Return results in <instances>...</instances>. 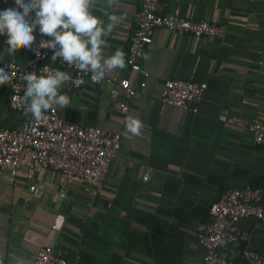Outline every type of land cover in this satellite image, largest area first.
<instances>
[{
    "label": "crops",
    "instance_id": "1",
    "mask_svg": "<svg viewBox=\"0 0 264 264\" xmlns=\"http://www.w3.org/2000/svg\"><path fill=\"white\" fill-rule=\"evenodd\" d=\"M139 8L140 0H92L90 11L105 24L110 15L123 17L102 47L105 57L121 49L125 67L99 83L61 88L71 104L56 106L67 122L122 133L105 178L61 187L51 168L38 167L31 178H12L0 168V264H32L43 245L69 264H202L198 233L210 220L211 204L245 185L260 188L264 202V149L245 127L264 121V0H159V12L178 8L221 31L194 37L157 28L142 59L144 72L126 62ZM6 35L0 60L26 62L29 49L8 52ZM126 77L137 96L123 94L119 80ZM171 78L207 83L197 112L160 102ZM9 92L0 82V128L22 118L10 107ZM129 117L142 122L139 136L127 131ZM59 212L65 221L57 231L51 226ZM234 232L237 241L223 249L226 256L240 261L249 246L264 259V217H245Z\"/></svg>",
    "mask_w": 264,
    "mask_h": 264
},
{
    "label": "built area",
    "instance_id": "2",
    "mask_svg": "<svg viewBox=\"0 0 264 264\" xmlns=\"http://www.w3.org/2000/svg\"><path fill=\"white\" fill-rule=\"evenodd\" d=\"M159 0H140V8L136 13L135 27L129 36L126 62L132 71L144 72L142 59L147 44L157 28H164L176 35L194 37L217 36L221 29L215 23L203 19L187 18L178 8L168 13L158 11ZM0 32V52L3 37ZM36 33L34 48L46 40ZM42 57L29 49L30 56L26 62L16 59H1L0 63L8 66L10 79L9 105L22 118L15 127L0 128V168H7L11 177L23 175L31 178L38 167L55 170L60 179V186L71 182L97 183L103 180L108 172L111 161L117 155L122 133L110 132L100 127L83 126L67 122L60 115L56 106L49 109L41 119L36 120L27 110L24 101L26 73L36 72L47 74L55 70L68 73L71 77L62 88L80 89L83 83L78 80L91 81L90 74L82 73L75 64L52 58V51L39 49ZM93 82V81H91ZM143 85V84H142ZM119 86L125 97L139 94L138 89L129 78L119 80ZM207 89L204 81H193L182 78H171L166 81L159 100L163 105L198 111ZM113 95L118 92L113 90ZM122 111L129 106L121 102ZM241 124L239 119H235ZM253 136L256 145L264 149V121L249 122L245 126ZM144 175L143 179L148 180ZM210 220L198 233V243L205 249L202 264H264L261 254L245 246L241 249V260H234L222 251L229 244L237 241L235 225L245 217L261 219L264 217L263 193L260 188L245 185L228 191L214 201L209 207ZM65 215L56 213L52 229L63 227ZM32 264H69L67 258L51 245L38 248Z\"/></svg>",
    "mask_w": 264,
    "mask_h": 264
},
{
    "label": "clouds",
    "instance_id": "3",
    "mask_svg": "<svg viewBox=\"0 0 264 264\" xmlns=\"http://www.w3.org/2000/svg\"><path fill=\"white\" fill-rule=\"evenodd\" d=\"M92 0H14L0 4V32L6 33L5 43L13 53L20 45L36 52L52 51L53 59L75 64L91 81L99 83L107 72L125 67V54L117 49L110 56L103 54L105 38L123 17L110 15L105 24L92 11ZM36 33L47 38L34 48ZM10 79L8 66L0 63V82ZM26 82L24 101L27 110L39 120L53 106L64 109L71 104L70 97L61 92L70 75L61 70L47 74L36 72L23 76ZM78 83L84 81L78 80ZM126 128L134 136L141 134L142 122L129 117Z\"/></svg>",
    "mask_w": 264,
    "mask_h": 264
}]
</instances>
